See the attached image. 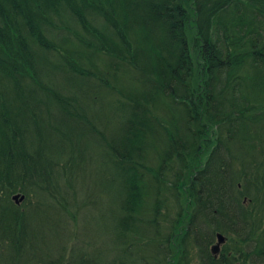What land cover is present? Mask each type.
Returning <instances> with one entry per match:
<instances>
[{
	"label": "trees",
	"instance_id": "16d2710c",
	"mask_svg": "<svg viewBox=\"0 0 264 264\" xmlns=\"http://www.w3.org/2000/svg\"><path fill=\"white\" fill-rule=\"evenodd\" d=\"M52 232L74 242L44 262ZM3 247L8 264H264V0H0Z\"/></svg>",
	"mask_w": 264,
	"mask_h": 264
},
{
	"label": "bare ground",
	"instance_id": "6f19581e",
	"mask_svg": "<svg viewBox=\"0 0 264 264\" xmlns=\"http://www.w3.org/2000/svg\"><path fill=\"white\" fill-rule=\"evenodd\" d=\"M111 82L113 83V80H111ZM107 98L111 102L106 103L103 106L94 108V112H97L96 121L101 125L108 122L110 115H114L119 118V115H118L119 106L117 105V103L119 102V100L120 101L126 100V96H120L119 94L115 93V91L112 93V95L111 94L110 96L107 95ZM82 145L85 146V143H83ZM158 251L159 249L156 244H153L150 248H148V250H146V252H150V253H155Z\"/></svg>",
	"mask_w": 264,
	"mask_h": 264
},
{
	"label": "rangeland",
	"instance_id": "374dc122",
	"mask_svg": "<svg viewBox=\"0 0 264 264\" xmlns=\"http://www.w3.org/2000/svg\"><path fill=\"white\" fill-rule=\"evenodd\" d=\"M239 154L241 155V157L244 158L245 154H243L241 152H239ZM249 156H250V153H249ZM80 230H81V226L79 228V231ZM44 233H45L46 237L51 236V231L48 228L44 231ZM64 237H66V235ZM41 242H42L41 244L43 247L41 249H38V251L44 255V262L51 260V259H54L55 255L54 254L51 255L49 248L45 245L46 243H50L52 241L41 239ZM111 248L114 249L113 246ZM11 253H13V252H11ZM11 253L8 251V248H6V247H3L2 249H0V264H8V260H10L11 262H14L15 258H13V256H11ZM21 264H23V260H21ZM32 264H36V263H32ZM37 264H39V263H37ZM41 264H43V263H41Z\"/></svg>",
	"mask_w": 264,
	"mask_h": 264
},
{
	"label": "water",
	"instance_id": "95a60500",
	"mask_svg": "<svg viewBox=\"0 0 264 264\" xmlns=\"http://www.w3.org/2000/svg\"><path fill=\"white\" fill-rule=\"evenodd\" d=\"M18 197H19V195H15V196H14L15 199H17ZM24 198H25V196L22 195V196L20 197V200H23ZM224 240H225V237H224L222 234L218 233V243L215 244V245L212 247L213 252H217V251L219 250V245H220V243H222Z\"/></svg>",
	"mask_w": 264,
	"mask_h": 264
}]
</instances>
